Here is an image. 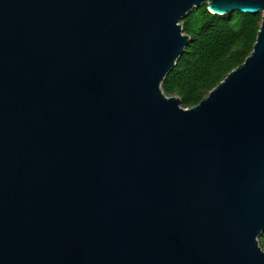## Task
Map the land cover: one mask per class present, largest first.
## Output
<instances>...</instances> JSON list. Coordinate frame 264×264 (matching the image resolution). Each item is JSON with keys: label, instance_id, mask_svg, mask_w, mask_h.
<instances>
[{"label": "water", "instance_id": "1", "mask_svg": "<svg viewBox=\"0 0 264 264\" xmlns=\"http://www.w3.org/2000/svg\"><path fill=\"white\" fill-rule=\"evenodd\" d=\"M261 14L195 106L181 21ZM264 0H0V264H264Z\"/></svg>", "mask_w": 264, "mask_h": 264}, {"label": "trees", "instance_id": "2", "mask_svg": "<svg viewBox=\"0 0 264 264\" xmlns=\"http://www.w3.org/2000/svg\"><path fill=\"white\" fill-rule=\"evenodd\" d=\"M261 14H212L206 4L191 9L181 21L189 41L167 72L162 89L180 98L184 107L197 105L231 70L252 52ZM260 245L264 249V233Z\"/></svg>", "mask_w": 264, "mask_h": 264}, {"label": "rangeland", "instance_id": "3", "mask_svg": "<svg viewBox=\"0 0 264 264\" xmlns=\"http://www.w3.org/2000/svg\"><path fill=\"white\" fill-rule=\"evenodd\" d=\"M204 4H206V3H204ZM207 5V4H206ZM227 15V14H226Z\"/></svg>", "mask_w": 264, "mask_h": 264}]
</instances>
